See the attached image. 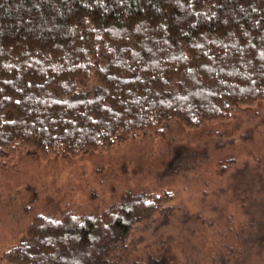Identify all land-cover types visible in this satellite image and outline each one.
I'll list each match as a JSON object with an SVG mask.
<instances>
[{
    "label": "trees",
    "instance_id": "16d2710c",
    "mask_svg": "<svg viewBox=\"0 0 264 264\" xmlns=\"http://www.w3.org/2000/svg\"><path fill=\"white\" fill-rule=\"evenodd\" d=\"M262 100L264 0H0V167L24 150L75 156L171 121L197 128ZM172 198L142 189L100 213L37 214L0 264H189L184 247L139 253L132 236ZM248 213L260 255L264 203Z\"/></svg>",
    "mask_w": 264,
    "mask_h": 264
},
{
    "label": "rangeland",
    "instance_id": "374dc122",
    "mask_svg": "<svg viewBox=\"0 0 264 264\" xmlns=\"http://www.w3.org/2000/svg\"><path fill=\"white\" fill-rule=\"evenodd\" d=\"M93 84L90 78L81 83ZM142 189H168L173 198L149 226L134 228L139 253L162 241L172 253L184 247L189 264L203 254L208 264H236L241 253L244 264H264V248L253 255L247 231L248 212L264 203V100L236 108L225 120L197 128L171 121L161 132L75 156L42 158L24 150L9 157L0 167V254L37 214L100 213Z\"/></svg>",
    "mask_w": 264,
    "mask_h": 264
}]
</instances>
